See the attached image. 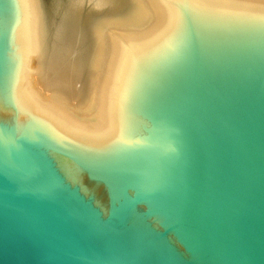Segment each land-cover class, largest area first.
<instances>
[{"label": "water", "instance_id": "obj_1", "mask_svg": "<svg viewBox=\"0 0 264 264\" xmlns=\"http://www.w3.org/2000/svg\"><path fill=\"white\" fill-rule=\"evenodd\" d=\"M164 2L91 132L28 92L25 0H0V264H264V3Z\"/></svg>", "mask_w": 264, "mask_h": 264}, {"label": "bare ground", "instance_id": "obj_2", "mask_svg": "<svg viewBox=\"0 0 264 264\" xmlns=\"http://www.w3.org/2000/svg\"><path fill=\"white\" fill-rule=\"evenodd\" d=\"M25 7L28 92L67 125L103 130L121 46L163 31L164 0H25Z\"/></svg>", "mask_w": 264, "mask_h": 264}]
</instances>
